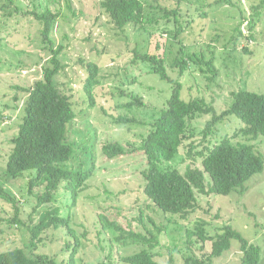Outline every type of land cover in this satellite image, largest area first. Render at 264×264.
<instances>
[{
    "label": "rangeland",
    "instance_id": "rangeland-1",
    "mask_svg": "<svg viewBox=\"0 0 264 264\" xmlns=\"http://www.w3.org/2000/svg\"><path fill=\"white\" fill-rule=\"evenodd\" d=\"M103 1L0 0V187L8 197L16 198L20 208L18 217L22 220L19 224L10 222L16 214L14 203L0 191V252L22 246L27 251L48 254L69 264L76 241L67 230L51 227L42 233L37 248L29 247L30 227L40 221L43 207L39 206L35 195L29 194L28 172L19 178L6 174L8 157L13 149L12 139L19 132L29 96L22 88L32 87L43 77V66L51 56L42 35L43 23L32 12L42 13L51 8L61 12L51 38L65 46L61 55L64 68L57 75L56 83L70 95L77 113L68 125L69 140L75 143L70 163H82L83 169L96 164L87 188L71 208L72 226L82 236V247L75 264H130L122 261V256L144 248L131 240H118V232L103 228L102 213L125 228L143 233L146 226L155 228L151 218L157 224L165 225L161 244L154 250L160 253L157 264H181L191 255L207 259L212 251V241L203 243L195 236L189 243L187 234V229H194L200 219L208 222L206 228L210 235H215L227 224L232 225L251 243L261 247L260 264H264V171L246 183L248 190L245 193L205 195L198 192L201 208L189 218H182L165 213L145 194L143 171L148 168V161L144 151L114 159H108L102 151V146L108 142H142L173 93L172 81L151 72L150 64L135 61L136 49L167 53L168 74L173 81L183 84V99L203 97L213 103L219 113L233 104V92L250 90L264 94V0H181L182 18L193 20V23L178 40L165 31L171 29L166 26V20L155 27L150 26L149 33L137 31L133 26L125 30L117 28L102 8ZM146 1L170 9L178 3V0ZM158 10L156 14L160 16ZM182 47L191 55L215 57L217 75L213 77L202 72L194 63L180 74L179 69L172 66ZM246 48L250 51H245ZM82 60L94 61L100 66L95 107L89 106L83 91L88 70ZM132 94L142 98L145 105L119 108L131 99ZM118 115L140 122L117 124L114 118ZM210 118L202 116L192 122L194 140L199 144H204L202 131ZM241 126L243 122L238 116L229 115L218 123L207 144L213 147ZM238 140L254 144L264 158V136L256 140L241 136ZM188 144L189 141L172 161H166L161 167H176L183 173L189 166L202 167L201 159L189 157ZM202 148L201 145L199 149ZM62 198L60 195L56 205L61 204ZM64 205L63 214L69 211ZM142 213L144 222L139 220ZM240 246L234 239L231 248L215 257L211 264H242Z\"/></svg>",
    "mask_w": 264,
    "mask_h": 264
},
{
    "label": "trees",
    "instance_id": "trees-1",
    "mask_svg": "<svg viewBox=\"0 0 264 264\" xmlns=\"http://www.w3.org/2000/svg\"><path fill=\"white\" fill-rule=\"evenodd\" d=\"M101 6L115 26L121 30L133 26L137 31L149 33L150 26H156L162 20H166V26H171V29L165 31L178 40L193 23V20L182 18L181 0H178L177 7L171 9L156 6L146 0H104ZM258 8L259 6L253 9ZM157 9L160 16L156 14ZM32 14L43 23L42 35L51 56L49 62L43 66V77L32 87L22 88L29 93V96L19 132L12 139L13 149L8 157L6 174L12 178H19L28 172L29 194L35 195L39 206L43 207L40 221L30 227L31 246L29 247L37 248L42 233L49 228H63L67 230L68 235L76 237L68 261L69 264H75L76 255L82 247V236L72 226L71 208L79 201L81 192L87 188V181L94 175L96 164L93 163L91 167L83 169L82 163L78 165L70 163L75 151V143L69 140L68 125L77 117V113L70 95L64 93L56 83L57 75L64 68L61 55L65 46L57 44L51 38L61 12L47 8L42 13L34 11ZM204 15L208 16L207 13ZM159 49L161 45L158 42L157 50ZM245 51L250 50L246 48ZM135 53V61L150 64L151 72L173 82V93L161 110L160 117L152 123L148 135L143 136L142 142L105 143L102 146L104 156L114 159L138 150L144 151L148 161V168L143 171L146 181L145 194L165 213L177 214L182 218H189L201 208L198 192L205 195L245 193L248 190L246 183L254 175L264 171V158L258 153L254 144L240 141L238 138L245 136L249 140H256L264 136V94L250 90L233 92V104L219 113L215 105L207 102L203 97L189 101L183 99V84L180 81H173L168 74L167 53L161 54L158 51L149 53L138 49ZM82 63L88 70L87 78L83 82V91L89 106L95 107L97 106L96 90L100 84V66L94 61L82 60ZM191 63L198 64L202 72L210 73L213 77L218 73L215 57L211 56L208 59L204 55H191L184 47L176 56L172 67L178 68L180 74H184ZM122 92L128 95L125 91ZM130 96L128 102L118 107L145 105L142 98L136 94ZM229 115L238 116L243 126L210 147L207 143L215 127ZM202 116L211 118L202 131L204 144H199L194 140L195 134L191 125L194 120ZM114 121L117 124H128L137 122L138 119L118 115ZM188 141L189 157L201 159L202 167L189 166L185 173L176 167L163 169L161 165L166 161H172ZM201 145L203 148L199 149ZM207 174L210 177L209 183ZM37 188L41 190L36 192ZM0 191L3 197L14 203L16 214L10 222L22 223L18 217L20 208L15 201L16 198L8 197L2 187ZM60 195L63 196L61 200L63 203L56 205ZM64 202L67 203L66 206ZM62 205L69 207V211L63 214ZM139 220L145 221L143 213ZM150 221L155 228L146 226V232L143 233L125 228L117 220H110L104 213L100 214L102 227L118 232V240H131L133 244L144 246L135 254L122 256L121 260L130 264H157L156 258L160 253L154 250L160 246V236L166 226L157 224L153 218ZM207 225L206 220L200 219L194 229H187V234L189 243L195 236L203 243L212 241L211 254L207 259L191 255L181 264H211L215 257L222 256L231 248L234 239L241 244L242 264H260L261 247L251 243L232 225L221 227L215 235H210ZM83 235L86 237L87 232ZM65 261H59L57 257L48 254H35L33 250L27 251L26 247L22 246L0 252V264H65Z\"/></svg>",
    "mask_w": 264,
    "mask_h": 264
}]
</instances>
